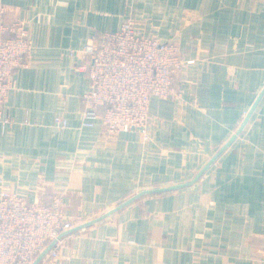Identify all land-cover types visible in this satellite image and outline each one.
<instances>
[{
  "label": "crops",
  "instance_id": "crops-1",
  "mask_svg": "<svg viewBox=\"0 0 264 264\" xmlns=\"http://www.w3.org/2000/svg\"><path fill=\"white\" fill-rule=\"evenodd\" d=\"M0 10L33 45L3 105L0 178L29 203L61 194L74 223L58 257L38 264H264V0H0ZM126 18L193 61L172 95L150 98L148 141L81 126V50Z\"/></svg>",
  "mask_w": 264,
  "mask_h": 264
},
{
  "label": "built area",
  "instance_id": "built-area-1",
  "mask_svg": "<svg viewBox=\"0 0 264 264\" xmlns=\"http://www.w3.org/2000/svg\"><path fill=\"white\" fill-rule=\"evenodd\" d=\"M32 41L24 22L7 23L0 10V124L3 105L14 89L13 72L28 63ZM81 69L89 88L82 95V127L99 120L102 133L114 136L135 130L148 139V104L151 97L164 99L174 93L178 72L186 64L175 42L139 35L131 18L115 32L91 36L81 50ZM61 128L65 121L58 120ZM61 194L48 203H29L11 191L0 178V264H33L43 258L56 259L65 235L74 223L65 214ZM79 222V220L77 221Z\"/></svg>",
  "mask_w": 264,
  "mask_h": 264
},
{
  "label": "water",
  "instance_id": "water-1",
  "mask_svg": "<svg viewBox=\"0 0 264 264\" xmlns=\"http://www.w3.org/2000/svg\"><path fill=\"white\" fill-rule=\"evenodd\" d=\"M263 93H264V89H263L262 92L260 93V95H259L257 101L261 98V96H262ZM257 101H256V102H257ZM255 106H256V103L251 107L249 113L247 114V116L245 117L244 121L242 122L241 127L238 129V133L241 132L242 128L244 127V125H245L246 122L248 121L249 116H250V114L252 113V111L254 110ZM214 158H216V157H214ZM208 167H209V164H207V165H206V166L200 171V175H201V174H202V173H203ZM198 177H199V176H198ZM198 177H197V178H198ZM176 188H178V187H171V188L162 189V190L148 191L147 193H150V192H162V191H168V190H173V189H176ZM136 197H138V195L135 196V197H133V198H131V199H129V200L126 201L125 203H122V204H121L120 206H118L115 210H117V209L123 207L124 205H126V204L129 203V202H131V201H132L134 198H136ZM108 215H109V214H108ZM97 220H99V219H96V220H93V221L87 222L84 226L90 225V224L96 222ZM73 230H74V229H73ZM51 246H52V244H50L49 246H47L46 249H45V250H44V251H43V252L37 257V259L35 260V262H34L33 264H38V263L43 259V257L46 255V253L49 251V249L51 248Z\"/></svg>",
  "mask_w": 264,
  "mask_h": 264
},
{
  "label": "rangeland",
  "instance_id": "rangeland-1",
  "mask_svg": "<svg viewBox=\"0 0 264 264\" xmlns=\"http://www.w3.org/2000/svg\"><path fill=\"white\" fill-rule=\"evenodd\" d=\"M127 19V18H126ZM131 131H135V130H131ZM147 131V130H146ZM107 136V135H106ZM147 136H148V139H149V135H148V132H147ZM143 138V137H142ZM148 139L147 140H144V141H148Z\"/></svg>",
  "mask_w": 264,
  "mask_h": 264
}]
</instances>
